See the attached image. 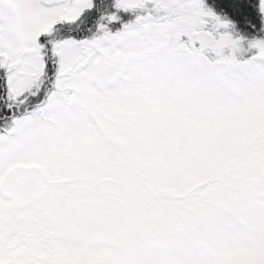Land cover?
Listing matches in <instances>:
<instances>
[{
    "label": "snow or ice",
    "instance_id": "1",
    "mask_svg": "<svg viewBox=\"0 0 264 264\" xmlns=\"http://www.w3.org/2000/svg\"><path fill=\"white\" fill-rule=\"evenodd\" d=\"M0 264H264V0H0Z\"/></svg>",
    "mask_w": 264,
    "mask_h": 264
}]
</instances>
